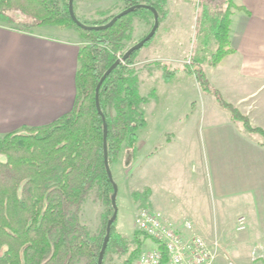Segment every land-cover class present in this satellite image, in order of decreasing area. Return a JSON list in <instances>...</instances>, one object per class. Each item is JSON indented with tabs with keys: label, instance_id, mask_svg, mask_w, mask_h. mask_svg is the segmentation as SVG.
Instances as JSON below:
<instances>
[{
	"label": "trees",
	"instance_id": "trees-1",
	"mask_svg": "<svg viewBox=\"0 0 264 264\" xmlns=\"http://www.w3.org/2000/svg\"><path fill=\"white\" fill-rule=\"evenodd\" d=\"M123 1L122 10L143 6L135 7L107 28L96 29L84 28L71 17L69 0H0V21L12 22L14 14L21 13L33 19L32 25L74 29L82 39L73 109L50 123L0 135V264H98L113 213L114 187L104 154L105 123L110 166L118 159L124 143L137 152V131L146 125L143 104L149 97L140 93L139 74L134 66L139 49L102 82V113L96 102L97 85L106 70L125 53L133 35L134 18L154 17L148 5L159 12L160 23L168 12L167 0ZM226 2V11L212 25L217 41L210 61L213 66L234 52L230 41L234 10L248 13L235 0ZM119 12L99 21L82 19L76 11L75 14L83 24L95 26L108 23ZM189 71L246 131L258 133L264 145V129L253 126L246 115L227 102L211 86L201 66ZM96 188L108 204L99 235H93L80 217L83 204ZM150 192L148 187L143 192H133L140 207L150 208ZM115 222L103 264L113 249L128 254L123 264H132L143 247L142 232L135 231V245L131 249L127 238L116 231ZM163 254L166 262V251Z\"/></svg>",
	"mask_w": 264,
	"mask_h": 264
},
{
	"label": "crops",
	"instance_id": "crops-1",
	"mask_svg": "<svg viewBox=\"0 0 264 264\" xmlns=\"http://www.w3.org/2000/svg\"><path fill=\"white\" fill-rule=\"evenodd\" d=\"M235 1L246 7L248 13L235 9L231 17L230 41L234 52L212 66L206 75L227 102L246 115L253 126L264 129V0ZM59 31L25 29L0 21V135L50 123L73 109L82 41L75 34L70 35V29ZM210 105L195 132V153H199L201 170L208 176L206 186L201 181L196 184L202 197L197 201L195 214L180 213L184 207L178 204L175 206L179 214L172 213L174 207L163 197L166 187L158 186L152 179L144 181L139 175L138 155L135 157L136 190L148 187L151 209L164 212L177 225H182L183 218H193L201 232L210 236L236 235L237 230L232 231L230 227L244 215L247 229L238 235L244 243L256 241L263 250L262 137L246 131L218 102ZM165 134L173 133L162 129L161 138ZM180 135L192 138L193 133ZM233 244L236 245L234 238ZM262 262L259 260L256 264Z\"/></svg>",
	"mask_w": 264,
	"mask_h": 264
},
{
	"label": "rangeland",
	"instance_id": "rangeland-1",
	"mask_svg": "<svg viewBox=\"0 0 264 264\" xmlns=\"http://www.w3.org/2000/svg\"><path fill=\"white\" fill-rule=\"evenodd\" d=\"M74 7L82 19L99 21L122 10L125 3L123 0H74ZM167 7L168 12L162 18L155 35L135 53L134 66L139 74V90L141 95L149 97L143 104L146 125L137 131L138 150L135 153L124 143L118 159L111 164L113 180L118 187L116 231L119 230L125 235L131 249L135 245L133 239L137 230L136 205L137 210L140 208L133 197V192H143L146 188L145 186L136 190L135 187L137 155L140 158L138 161H141L139 175H142L144 181L152 179L158 186L166 187L163 197L167 198L171 208L174 207L172 213L175 215L179 214L175 206L177 204L184 207L180 213L195 214L197 201L202 197L196 184L202 182L206 186L208 183L205 170H201L199 153L197 155L195 153L197 144L195 132L201 125V116L207 114L210 102L218 100L213 93L203 89L201 81L189 69L201 66L205 73L212 70L213 65L210 61L212 53L217 48L212 25L214 19L226 11L227 2L167 0ZM14 17V21L7 23L25 29L38 27L48 32H60V28L55 26L32 25L33 19L21 13H15ZM153 24L152 16H148V19L135 17L132 38L127 42L123 52L146 36ZM69 34L72 36L75 34L74 36L82 41L76 30L70 29ZM211 86L213 87L212 84ZM153 90L155 94L152 93ZM166 128L174 135L165 134L161 138L160 132ZM181 132H192L193 136L189 138L180 135ZM107 209L108 204L99 195L97 188L92 190L80 210V217L93 235L100 234ZM212 215L216 217L214 211ZM183 219L193 220L196 232L210 242L218 241V258L215 264H230V259L233 264H256L259 260L264 264V249L261 250L256 241L244 243L238 235L239 232L241 234L246 232L247 222L242 230L238 229L237 221L235 226L230 227L232 231L237 230L236 235L226 234L217 237L202 233L193 218ZM177 226L182 228L181 225ZM233 238L236 245L233 244ZM141 239L142 248L154 247V243L146 240L144 236ZM127 255L113 249L108 252L104 264H123Z\"/></svg>",
	"mask_w": 264,
	"mask_h": 264
},
{
	"label": "built area",
	"instance_id": "built-area-1",
	"mask_svg": "<svg viewBox=\"0 0 264 264\" xmlns=\"http://www.w3.org/2000/svg\"><path fill=\"white\" fill-rule=\"evenodd\" d=\"M246 222V216H240L237 219L238 229H244ZM135 225L146 240L154 243V247L142 248L133 264L216 263L218 241L212 243L197 233L191 219H185L180 228L164 212L140 207L136 213ZM163 251H166L168 257L166 262ZM229 262L233 264L231 259Z\"/></svg>",
	"mask_w": 264,
	"mask_h": 264
},
{
	"label": "water",
	"instance_id": "water-1",
	"mask_svg": "<svg viewBox=\"0 0 264 264\" xmlns=\"http://www.w3.org/2000/svg\"><path fill=\"white\" fill-rule=\"evenodd\" d=\"M143 5L139 4L137 6H131L128 7L124 10H122L121 12H119L118 14H116L108 23L103 24V25H95V26H88L86 24H83L76 16L75 14V10H74V0H69V12L71 17L82 27L84 28H96V29H104L107 28L111 25H113L120 17L128 14L129 12L133 11L135 7H141ZM149 9L152 10V12L154 13V25L152 27V29L150 30V32L139 42H137L136 44H134L133 46H131L121 57H119L104 73V75L102 76L100 82L97 85V96H96V102H97V106L99 109V112L102 113L101 107H100V98H99V91H100V87L102 82L105 80V78L111 73V71L117 67L121 62H124L135 50L140 49L141 47H143L145 45L146 42H148L156 33L159 24H160V20H159V12L156 10L155 7L153 6H147ZM107 135H108V126L105 123V128H104V154H105V164H106V168H107V172L109 175V178L111 179V181L113 182V187H114V192L112 194L111 197V202H112V207H113V213L111 218L109 219L108 223H107V228H106V235L104 237V241L102 244V248L99 254V259H98V264H103V260H104V256H105V252L108 246V243L110 241L111 238V232H112V225L114 223V221L117 218V194H118V187L117 184L114 182L113 180V174H112V170H111V166L109 163V159H108V143H107Z\"/></svg>",
	"mask_w": 264,
	"mask_h": 264
}]
</instances>
